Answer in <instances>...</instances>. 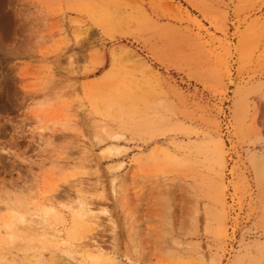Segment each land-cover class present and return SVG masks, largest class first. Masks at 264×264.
Returning a JSON list of instances; mask_svg holds the SVG:
<instances>
[{
  "label": "rangeland",
  "instance_id": "obj_1",
  "mask_svg": "<svg viewBox=\"0 0 264 264\" xmlns=\"http://www.w3.org/2000/svg\"><path fill=\"white\" fill-rule=\"evenodd\" d=\"M2 263L264 264V0H0Z\"/></svg>",
  "mask_w": 264,
  "mask_h": 264
},
{
  "label": "bare ground",
  "instance_id": "obj_2",
  "mask_svg": "<svg viewBox=\"0 0 264 264\" xmlns=\"http://www.w3.org/2000/svg\"><path fill=\"white\" fill-rule=\"evenodd\" d=\"M79 217H83L82 218V220H94V218H96V216L95 215H93L92 214V209H90L89 207H87V206H82L80 209H79ZM80 220V219H79ZM13 227H15L14 226V224H11L10 226H7V228H11L12 230H13ZM16 229V228H15ZM50 236L51 237H53V238H55L56 237V234L54 233V232H51L50 233ZM9 241V240H8ZM7 241V242H8ZM64 247H69V246H72L73 245V243L71 242V241H65L64 242ZM88 246V245H87ZM84 250L85 251H87V252H89V251H100L99 249H91V248H85L84 247ZM3 264V263H2ZM6 264V263H5Z\"/></svg>",
  "mask_w": 264,
  "mask_h": 264
}]
</instances>
